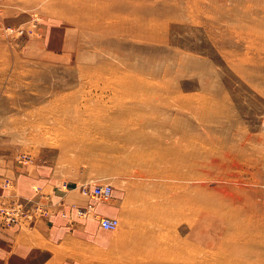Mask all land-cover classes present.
Listing matches in <instances>:
<instances>
[{
  "label": "rangeland",
  "instance_id": "374dc122",
  "mask_svg": "<svg viewBox=\"0 0 264 264\" xmlns=\"http://www.w3.org/2000/svg\"><path fill=\"white\" fill-rule=\"evenodd\" d=\"M0 17L1 237L53 216L95 264H264V0H0ZM56 253L41 264L90 252Z\"/></svg>",
  "mask_w": 264,
  "mask_h": 264
},
{
  "label": "crops",
  "instance_id": "0c3cea01",
  "mask_svg": "<svg viewBox=\"0 0 264 264\" xmlns=\"http://www.w3.org/2000/svg\"><path fill=\"white\" fill-rule=\"evenodd\" d=\"M9 184L10 182L2 185L3 187H6ZM81 187L73 185L68 189L66 195L63 197V200L66 201L67 206H70L68 208V211L71 210L70 211L71 214H73L74 212L73 211L74 206H84L89 201L88 196L89 194H91L90 192L91 186H88L87 192H84ZM31 194L32 197L27 199V203L29 206L31 204L35 205L38 202H44V207H46L47 209L52 206L51 202H49L51 199L50 195L41 194L39 192H36L35 194L34 193ZM46 198H48V201H46L47 200ZM95 210L96 212L94 213V217L100 213L101 214L110 213V211L105 205L98 206L97 204H95ZM48 218L52 219L50 221V224L47 223L41 225L39 223L38 224L32 223L33 225L30 224L24 227L19 226L18 229L15 230L13 228L10 229V231L7 232L6 235L9 237L11 242H15L17 240L15 242V245H11L8 239L1 237L2 235H0V247L4 248V250H7V253L5 255L3 254V257L5 258L0 256V264H41L46 258H52L54 256H57L59 253H56V250H58V248L62 246L64 241H68L69 245L77 246L79 248L88 250L90 252L89 256L85 258V262L87 264H95L94 261L98 257H102V255L99 253V251L102 252V249H94L92 251L86 239H84L83 233L82 231H80L82 230L80 229V227L79 230H75L73 233L69 235L67 233L68 229L63 228L61 225H52L53 221L56 220L54 219L53 216H48ZM88 223L90 224L89 228L94 227L91 226L92 224L91 222ZM50 225H51V229L49 228ZM0 226H3V224H0ZM42 238L44 239V242L41 241ZM4 244H7L8 246L6 247L4 246ZM39 244L46 246L45 248H43L40 247ZM12 249H16V251ZM92 252L95 254L96 257L91 256ZM1 253L2 252L0 251V254Z\"/></svg>",
  "mask_w": 264,
  "mask_h": 264
},
{
  "label": "built area",
  "instance_id": "2783aa9c",
  "mask_svg": "<svg viewBox=\"0 0 264 264\" xmlns=\"http://www.w3.org/2000/svg\"><path fill=\"white\" fill-rule=\"evenodd\" d=\"M0 25H2V19L0 17ZM82 190L84 192L88 191L87 185H84L82 187ZM90 192L92 195L101 196L104 198H107L110 196L112 192V185L110 183H94L91 185ZM21 209H23V206L20 204ZM18 203L15 204V206L9 207L7 209H4L5 216L8 218V220H15V217L18 214V210L20 209ZM25 210V209H23ZM22 210V211H23ZM99 223L103 228L106 229H113L117 226L118 219L114 216H108V215H102L99 218Z\"/></svg>",
  "mask_w": 264,
  "mask_h": 264
}]
</instances>
